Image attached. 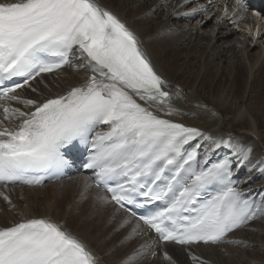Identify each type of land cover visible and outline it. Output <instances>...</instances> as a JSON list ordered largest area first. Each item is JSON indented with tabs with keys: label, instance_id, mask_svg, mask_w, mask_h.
<instances>
[{
	"label": "snow or ice",
	"instance_id": "1",
	"mask_svg": "<svg viewBox=\"0 0 264 264\" xmlns=\"http://www.w3.org/2000/svg\"><path fill=\"white\" fill-rule=\"evenodd\" d=\"M77 54L92 73L83 84L42 102L15 95ZM16 77L23 83L3 86ZM165 85L135 33L98 0H0V100L34 109L0 106L5 120H20L13 128L0 122V183L40 184L25 174L70 165L65 150L78 142L89 149L83 167L94 171L96 187L110 193L98 199L137 219L129 239L139 234L142 221L161 241L221 243L264 215V201L257 205L235 186L229 156L209 162L205 155L201 162L200 145L191 142L210 140L244 160L252 148L163 119L134 98L168 104ZM175 111L169 105L167 115ZM101 125L107 130L96 131ZM84 187L87 191L91 185L85 181ZM0 196L11 205L7 195ZM126 205L145 213L137 215ZM165 258L172 260L167 253ZM0 264H98V258L62 224L34 217L0 227Z\"/></svg>",
	"mask_w": 264,
	"mask_h": 264
},
{
	"label": "bare ground",
	"instance_id": "2",
	"mask_svg": "<svg viewBox=\"0 0 264 264\" xmlns=\"http://www.w3.org/2000/svg\"><path fill=\"white\" fill-rule=\"evenodd\" d=\"M260 1L262 0L254 2L246 0L251 7L248 9V6L242 8L237 0H173L175 4L170 2V10L165 13L158 3H155L144 13L153 11L156 18L164 15L160 24L151 28L150 26L154 25L151 24V19L156 18L140 19L141 15L130 11L127 0H117L114 3L98 0L135 33L149 60L166 81L164 90L171 94V100L163 106L146 103L139 97H134L137 102L161 118L198 127L214 139L231 137L243 145L250 146L252 152L246 160L238 156L233 157L232 172L237 177L235 186L246 197H254L256 204L264 192V171H261L264 168V140L260 137L262 134L260 129L264 127V95L261 96L264 88V7L262 14L255 12L257 6H260L257 4L264 6V1ZM223 8L224 10L227 8V15ZM194 9L197 11L193 14ZM213 17H215L213 23L209 24ZM195 19L198 23H192ZM206 27L207 29L210 27L209 36L213 39V44H216L215 48L209 47L210 43H207L194 53L193 50L199 43L193 39L190 51L186 48L188 45L181 47L186 50L181 61L175 49L169 44L170 39L166 43L162 42L165 32H168L167 35L173 33V38H178L188 33L187 28L196 35ZM232 41L237 47V53L233 51L235 47L232 46L228 50L230 51L228 57L225 58L226 46L223 47L221 44L227 42L229 45ZM186 58L187 63L184 64L183 59ZM200 61L203 62V69ZM221 61L228 62L230 65L228 71L220 67ZM83 65L84 61L76 60L74 56L70 64L51 73L41 74L16 91L15 95L22 100L33 99L42 102L45 98L65 94L72 87L83 84L92 74L90 69ZM211 65L216 66L212 71L209 70ZM241 67L243 88L238 96L235 83ZM201 71L203 76L198 80L194 79L195 73ZM39 80L44 82L43 86H40L42 82ZM216 80L217 83L214 84ZM5 104L26 112L34 110L23 103L0 100V106ZM169 105L176 110L172 115H167ZM0 122L2 126L13 128L19 125L20 120L15 118L5 120L3 109L0 107ZM105 130L107 127L99 128L97 131ZM245 135L248 137L243 140L242 137ZM199 140L201 142L199 157L202 162L205 155L210 158L218 148L210 140L200 138ZM79 164L80 162L77 166ZM87 178L88 175L83 173L70 177L69 188L66 192L63 190L65 194L54 189V186L66 180L44 183L40 187L8 186L0 183V193L7 195L11 200L10 205L3 196H0V227L11 226L22 219L50 218L79 238L98 258V264H125L128 257L137 250L140 254L132 264H172L173 261L175 264H242L241 259L245 256V250L241 248L247 244L260 245L261 237L257 236V232L247 233L244 227L228 234L225 240L218 244L198 243L182 246L173 242H159L156 235L141 221L139 234L129 239L132 228L138 223L137 219L113 203L105 204L98 199L99 196H107L99 188L92 186L85 191L84 184ZM19 190L23 192L21 201ZM39 191L42 193L41 197ZM31 192L33 196L30 198ZM126 219H130V223L120 227L118 235L114 237L115 229ZM259 224L255 223L253 228L257 229ZM141 245L144 247L141 248ZM123 247L126 248L122 252ZM155 250L157 256L153 255ZM165 253L172 258L171 261L165 258ZM193 257L197 259L193 260Z\"/></svg>",
	"mask_w": 264,
	"mask_h": 264
},
{
	"label": "rangeland",
	"instance_id": "3",
	"mask_svg": "<svg viewBox=\"0 0 264 264\" xmlns=\"http://www.w3.org/2000/svg\"><path fill=\"white\" fill-rule=\"evenodd\" d=\"M107 1H111V3H114V2H116L117 0H107ZM128 1V3L130 4V11H134L135 13H138L139 15H141V18L140 19H143V20H148V19H150V18H154L155 17V12H153V11H151L150 13H144V11L149 7V6H151L152 4H155V3H158V5L160 6V8L162 9V11H163V13H165V12H168L169 10H170V2L171 3H173V4H175V2H173V0H167V1H165V0H159V2H158V0H127ZM165 1V2H164ZM136 5V6H135ZM140 5V6H139ZM136 7V8H135ZM153 8V7H152ZM150 14V15H149ZM153 15V16H152ZM164 14H162L160 17H158V18H156V19H151L152 20V23L151 24H153L154 23V25H152V26H150L151 28L153 27H156V26H158L159 24H160V21H161V18H162V16H163ZM215 16V15H214ZM215 17H213L212 18V20L209 22V24H212L213 23V19H214ZM194 22H197L198 23V21H197V19H195L192 23H194ZM226 22V21H225ZM168 24V23H167ZM210 26V25H209ZM149 31H151L150 29H149ZM186 32H188L187 34H185V35H183V36H180V37H178V38H173V33H171V34H169V35H167V33L168 32H165V36H163V43L165 42H167V40L169 41V39H170V41H169V44L171 45V47H173L174 49H175V53H176V55H177V57L179 58V60L181 61L182 60V58H183V56H185V53H186V50L184 49L183 50V48H181L183 45H188V46H186V48L187 49H189V51L191 50L190 48H192V40L194 39V40H196V42H198L199 44L197 45V47L195 48V50H193L194 51V53H197L201 48H203V46H205V45H207V43H210L208 46L210 47H213V49L215 48L214 46H216V44L214 43L213 44V39H211L210 38V27H208V29H207V27L201 32V33H199V32H197L198 34H196V35H194L195 33H194V31H192L190 28H187L186 29ZM193 32V33H192ZM192 35V36H191ZM171 37V38H170ZM219 43H221V42H219ZM223 47L224 46H226V50H227V52L224 54V57L225 58H227L228 57V55H229V52L230 51H228L229 50V48H231L232 46H234L235 47V50H233L235 53H237V47H236V45L234 44V41H232L231 42V44H229V45H227V42H224L223 44H221ZM179 48H178V47ZM190 46V47H189ZM213 49H212V51H213ZM206 50H208V49H206ZM211 51V52H212ZM213 54H215V53H213ZM196 56H197V54H196ZM202 58L203 57H201V60H202ZM229 58H231V57H229ZM197 59V58H196ZM183 61H184V64H186L187 63V58L186 59H183ZM201 63H199V64H202V66H201V69H203V62L202 61H200ZM193 65V64H192ZM218 67V66H217ZM220 67L221 68H223L225 71L227 70H229V68H230V65L228 64V62H224V61H221L220 62ZM216 68V66H214V65H211L210 66V71H212V70H214ZM200 69V70H201ZM197 71H199V68H198V70ZM208 70H206V72H207ZM205 72V71H204ZM209 74V73H208ZM207 74V75H208ZM207 75H206V77H207ZM237 75H238V79H237V81H236V83H235V87H236V94L239 96L240 95V92L242 91V88H243V81H242V78H243V68L241 67L240 68V71L237 73ZM203 76V71H201V72H196L195 73V77H194V79H200L201 77ZM205 77V78H206ZM207 79V78H206ZM218 81H219V79H218ZM39 82L42 84H40V83H38V85L40 84V86H43L44 85V82L43 81H41V80H39ZM238 82V83H237ZM257 82V78L255 79V83ZM217 83V80H216V82H214V84H216ZM261 96H263L264 95V88L262 89V92H261ZM260 130H262V134H261V140H264V127H261V129ZM248 137V135H245V136H243L242 137V139L244 140V139H246L247 137ZM78 179V178H77ZM74 180H76V179H74ZM263 180H264V177H263ZM69 181V182H68ZM78 182H79V179L77 180ZM90 185H91V187L93 186V184H92V180H91V177H89L88 176V178H87V180H86ZM64 182V183H63ZM61 184H59V185H57V186H54V189H58V190H60L59 192H63L64 194H65V192L67 191L66 189L67 188H69V186H70V180H66V182L65 181H63ZM74 182V181H73ZM67 183H68V185H67ZM65 185V186H64ZM63 190H65V192L63 191ZM20 192V193H19ZM43 192V191H42ZM61 192V194H63ZM23 192L21 191V190H19L18 191V194H19V201H21L22 199H23V197H22V194ZM32 193V194H31ZM31 193H29V196H30V198L33 196V192H31ZM39 193H40V196L39 197H41V195H42V193H41V191H39ZM20 196L22 197V198H20ZM260 198V200L258 201V203H257V205H261V202L262 201H264V192L262 193V195H261V197H259ZM113 213L116 215V212H115V210L113 209ZM108 222H109V220H107ZM118 221H119V219H118ZM260 223L259 225H257V229L256 228H253L254 227V225H255V223ZM248 224V225H247ZM246 225H244L243 227H244V229H245V231L247 232V233H256L257 232V236L260 238L261 237V239H260V245L258 244V245H254V246H252V245H249V244H247L246 246H244V247H242L241 249H244L245 250V256H244V258H246V259H244V258H242L241 260H242V264H264V215H259L256 219H254V220H251V221H249L248 223H247ZM250 224V225H249ZM261 226V227H260ZM121 227V225H118L117 226V228L115 229V231H114V237L116 236V235H118V231H119V228ZM246 227V228H245ZM261 229V230H260ZM259 231V232H258ZM262 233V234H261ZM137 235H135V237H136ZM262 238H263V240H262ZM134 239V238H133ZM125 248L126 247H123V249H122V252L125 250ZM236 248H238V247H236ZM251 249V250H250ZM255 249V250H254ZM256 254H255V253ZM154 256H157V250H155V255ZM249 256V257H248ZM262 258V259H261ZM254 260V261H253ZM252 261V262H251ZM261 261V262H260ZM257 262V263H256Z\"/></svg>",
	"mask_w": 264,
	"mask_h": 264
}]
</instances>
